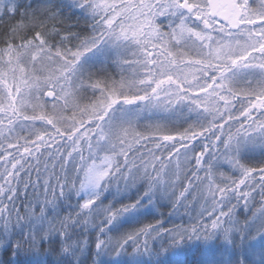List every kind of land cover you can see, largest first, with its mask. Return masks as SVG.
I'll return each mask as SVG.
<instances>
[{
	"label": "snow or ice",
	"instance_id": "obj_1",
	"mask_svg": "<svg viewBox=\"0 0 264 264\" xmlns=\"http://www.w3.org/2000/svg\"><path fill=\"white\" fill-rule=\"evenodd\" d=\"M0 264H264V0H0Z\"/></svg>",
	"mask_w": 264,
	"mask_h": 264
}]
</instances>
